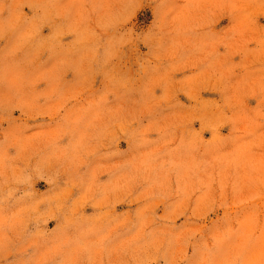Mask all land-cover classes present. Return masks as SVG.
Masks as SVG:
<instances>
[{
	"label": "clouds",
	"instance_id": "1",
	"mask_svg": "<svg viewBox=\"0 0 264 264\" xmlns=\"http://www.w3.org/2000/svg\"><path fill=\"white\" fill-rule=\"evenodd\" d=\"M195 2L194 11L187 7L179 9L177 0H73L71 5L61 7L59 15L75 8L76 23L84 33L86 50L79 58L83 78L70 92L64 91L58 80L54 81L43 103L33 88L38 77H28V69L35 62L25 52L31 34L17 36L6 47H0V86L7 89L0 91V108L22 106L43 111L57 121L47 134L12 137L0 142V264H157L158 258L164 259V264H183L189 259L185 241L192 243L196 232L180 236L170 231L157 233L149 230L152 220L138 214L136 231L121 236L118 229L129 223V218L109 226L108 213L83 216L80 212L97 190L102 193L98 205H107L112 198L124 196L133 201L148 200L151 202L148 207L154 208L175 191L173 183L181 182L192 194L206 189L208 197L215 198L225 208V215L220 218L225 220L229 219L228 208L233 196L249 189L262 193L251 216L246 221L232 217L237 227L230 222L224 232L205 239L194 249L193 255L198 254V258L191 264H251L244 256L247 249H257L261 257L259 264H264V29L255 26V18L264 15V0ZM142 4L150 6L155 14L154 47L159 50L169 38L175 37L178 47L197 51L199 55L186 64L195 68L208 62L209 66L199 75L222 83L231 97L232 102L225 105L229 111L223 113L231 131L221 138V152H214L212 159L201 168L186 167L175 158L178 146L175 133L177 129L183 130L182 119L151 120L142 124L141 117L147 110L132 113L109 106V95L125 86L113 61L119 59L124 44L138 39L131 29L126 32L120 29ZM221 10L239 18L232 41L234 46L246 48L253 42L258 45L243 66L246 77L236 84L228 81L223 61L209 59L217 43L207 38L211 33L210 21ZM12 29L13 26L0 24V41ZM100 48H104L102 60L97 58ZM175 51V48L165 49L168 55H174ZM156 58H160L159 51ZM98 73L103 74L108 86L95 95L92 81ZM256 95L261 98L260 105L247 110L243 101ZM71 101L77 103L69 107ZM152 133L158 134L156 139H152ZM183 138L184 135L180 141ZM119 140H126L127 147L117 153L112 145ZM10 149H16L15 153L10 154ZM91 155L111 162L93 172L85 191L73 202L65 217L61 238L38 256L30 254L29 249L38 243L36 237L43 233L37 227L33 239L21 243L25 229L33 220L40 219L42 205L47 203L48 219L64 208L71 188L79 184L75 174ZM115 157L123 158L113 160ZM38 166L57 176L72 173L68 187L47 201L21 203L14 211L6 212L9 201H27L32 196L21 186L26 183L30 170ZM105 172L119 174L107 184L98 183L97 177ZM216 184L221 190L214 187ZM136 187L143 189L138 195L133 193ZM178 214L183 215V211L179 210ZM234 238H241L238 246L233 245ZM165 243L172 248L171 258L160 254Z\"/></svg>",
	"mask_w": 264,
	"mask_h": 264
},
{
	"label": "rangeland",
	"instance_id": "2",
	"mask_svg": "<svg viewBox=\"0 0 264 264\" xmlns=\"http://www.w3.org/2000/svg\"><path fill=\"white\" fill-rule=\"evenodd\" d=\"M72 3L73 0H0V24L13 26L12 32L0 41V47H6L17 36L31 34L25 52L33 57L35 62L28 69V77H38L33 88L41 103L46 100V94L54 81L58 80L62 89L70 92L83 78L79 58L86 48L83 43L84 33L76 23L75 8L63 15L57 14L61 7ZM177 7H187L194 11L196 2L177 0ZM154 21L152 8L142 4L120 29L125 32L131 29L134 35H138V39L134 43L124 44L119 59L113 61L125 86L110 94L108 103L111 108L125 112L147 110L141 117L142 124L151 120L182 119L183 130L177 129L175 133L178 143L175 158L182 161L186 167L201 168L212 159L214 152H221V138L231 131V125L223 116L224 111H229L225 105L232 102L231 97L222 83L204 79L199 75L209 66L208 62L195 68L186 64V61L199 53L190 47H178L175 37L169 38L163 47L157 50L152 39ZM238 25L239 18L235 14L221 10L219 15L210 21L211 33L207 37L217 42L210 61H223L228 81L234 84L242 82L246 77L243 66L251 58V50L258 47L255 42L246 48L232 44ZM255 26L257 29H264V15L255 18ZM168 48L176 49L174 55L165 53ZM158 51L159 59L156 58ZM103 57L104 48H100L97 58L102 60ZM92 84L95 95H99L108 86L103 74L99 73ZM0 91L7 89L0 86ZM260 100L258 95L249 96L243 101V106L247 110H254L260 105ZM75 103L77 101H71L69 107ZM0 117V142L12 137L27 138L47 134L57 123L50 114L28 110L22 106L0 108ZM157 135L152 133V139H156ZM182 135L184 138L180 141ZM126 147L127 141L119 140L113 143L112 150L119 153ZM229 147L230 145L226 146L225 150ZM15 151L16 149L9 150L10 154ZM121 158L123 157H115L113 160ZM109 162L111 161L101 159L97 155L86 158L79 172L75 174L79 184L71 188L64 208L57 211L54 218L47 217V203L41 206L40 219L29 223L20 238L21 243L31 241L37 227L43 233L36 237L38 243L29 249L30 254L38 256L61 238L65 217L69 214L73 202L83 194L93 172L97 168L107 167ZM118 174L105 172L97 177V182L107 184ZM72 176V173L57 176L42 166L35 167L34 171L30 170L26 183L21 186L30 191L32 196L27 201H9V207L5 211L10 213L21 203L47 201L57 196L68 187ZM173 187L175 191L165 196L163 202L154 208L148 207L151 203L148 200L133 201L124 196L112 198L107 205H98V198L102 193L97 190L95 196L83 204L80 212L83 216L108 213L106 223L109 226L129 218L130 222L118 229L121 236L131 235L136 231L139 226L138 214L141 218H150L152 223L149 230L157 233L170 231L180 236L196 232L192 243L185 241L189 259L183 264H191L193 259L198 258V254L193 255L194 249L205 239H210L211 235L224 232L230 222L233 227H237L235 222L231 221L232 217L246 221L262 198L258 189L241 191L232 197L231 206L228 208L229 219L225 220L220 219L225 215V208L220 206L215 198H209L206 189L192 194L183 182L178 185L173 183ZM214 187L221 190L219 184ZM142 190L136 187L133 193L138 195ZM179 210L183 211V215L178 214ZM240 239L234 238L233 245L238 246ZM160 254L162 257L171 258L172 248L165 243ZM244 256L251 264H259L261 259L257 249L245 250ZM157 264H164V259L158 258Z\"/></svg>",
	"mask_w": 264,
	"mask_h": 264
}]
</instances>
